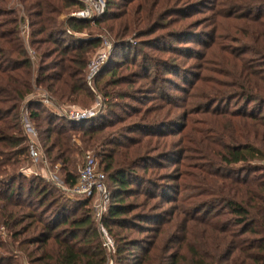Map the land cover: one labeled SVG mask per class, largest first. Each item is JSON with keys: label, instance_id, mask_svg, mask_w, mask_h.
Returning a JSON list of instances; mask_svg holds the SVG:
<instances>
[{"label": "trees", "instance_id": "obj_1", "mask_svg": "<svg viewBox=\"0 0 264 264\" xmlns=\"http://www.w3.org/2000/svg\"><path fill=\"white\" fill-rule=\"evenodd\" d=\"M6 1L0 0V225L13 241L7 249L0 242L5 254L0 264H13L15 242L30 264H106L90 200L68 198L42 178L26 177L21 171L29 157V138L19 113L34 86L62 104L90 97L84 71L99 39L82 37L90 27L86 20L64 18L70 9L82 7L78 0H20L33 18L30 43L39 55L33 68L18 21L11 17L14 12L4 9ZM104 1L101 20L110 13L109 29L116 39H125L141 23L146 28L138 36L151 37L161 30L143 44L154 56L141 53V65L135 59L125 67L140 70L136 79L148 81V94L158 93V103L134 109V116L140 114L137 121L125 125L131 115L122 118L115 111L109 112L110 119L68 121L40 106L34 95L26 115L49 163H59L65 184L73 187L84 151L99 155L105 182L108 179L113 188L101 219L116 243L113 264H264V0H157L156 7L155 0H136L133 10L128 8L134 0ZM206 4L208 29L193 31L207 21H185L201 14ZM186 38L197 47L180 50L175 44ZM224 42L229 45L223 47ZM123 44L122 56H133L134 49ZM191 60L225 65L223 81L197 95L203 79L186 70ZM114 68L102 88L111 99L109 108L117 105L113 100L126 98L121 86L136 82ZM178 75L185 86L174 84L172 77ZM172 90L183 95L181 105L175 103L179 94ZM174 106L202 116L190 121L189 131L175 145L165 138L183 128L154 123L161 114L167 119ZM139 118L152 121L135 124ZM167 126L166 133H153ZM149 127L147 140L130 135ZM150 154L155 158L146 161L154 165L141 190L134 160ZM175 155L173 173H160ZM193 160L201 165L192 167ZM131 197L142 199L126 203ZM133 234L145 235L139 241Z\"/></svg>", "mask_w": 264, "mask_h": 264}, {"label": "rangeland", "instance_id": "obj_2", "mask_svg": "<svg viewBox=\"0 0 264 264\" xmlns=\"http://www.w3.org/2000/svg\"><path fill=\"white\" fill-rule=\"evenodd\" d=\"M137 1L134 0L132 2V4L129 6L128 9L133 10V7H135ZM160 5V4H159ZM152 6L156 7L158 6V1L155 0L154 2H152ZM210 7V4H206L205 6L201 7V14H196L194 16H192L190 19H188L185 22H191L194 21L195 23H200L201 21H207V24H203L202 26H200L199 28H194L193 31H207L206 29H208V25L211 21V16H210V12L208 11ZM7 11H12L14 12V14H11V17H16L17 21H18V32L19 35L21 37V41L25 47V50L27 52V55L29 57V59L31 60L32 63V67L34 68L36 63H38V59H39V55L37 56V53L34 49V45H31L30 43V33H31V20L33 18H29L25 12V7L23 5V3L20 0H7L6 1V5L5 8ZM76 9H70L69 13L66 14L65 17H76L78 19H83L86 20L87 22H89V26L88 29H84L82 31V37H88L87 39H92V38H98L99 39V44L98 46L89 54L88 60H87V64L85 67V71H84V83H85V87L87 88L90 97H86L85 99H83L82 103L81 102H77V103H60L58 102V100H56L54 97H52V95H50V93H48L46 90L34 86L33 91L31 94H28L26 97H24L22 103L20 104L19 107V113H21V115L23 114H27L29 112V98L37 96L38 99L41 101V105L43 106L45 109L49 108L51 109L54 113H70L69 111H88L91 115L88 116L87 118L81 119V121H90L91 119H96L99 120L101 117L106 116L107 119H110V117L108 116L110 111H115L117 112V114L120 115V117L125 118L129 115H131L130 118L127 119V121L125 122V125L131 123L132 121H137L136 119L139 117V115L136 117L133 114L134 109L137 108H141V109H145V107L158 103L157 100H155L159 94H153L150 95L148 94V84L146 80H142V79H136L137 75L140 73V70H138L137 68H135L133 71H131V69L133 67L130 68H125L127 67V65L129 64V62L131 60H135L137 61V64L141 65L142 63V57H141V53L147 55L149 57L154 56V53H152L150 50L146 49L143 44H145V41H152L154 38L158 35V33H160L161 30L155 31L153 35H151V37H143V36H138L139 35V31L140 33H142V31L146 28L145 27V23H141L140 27L138 29H135V31L128 35L125 39H116L114 33L111 32V30L109 29V27L111 26L110 24H112V21H108V16L110 15V13L107 12V15L105 16L104 20L102 21V15L104 13H106V4L104 7V10L101 14H99L98 16L94 17L93 20L94 22L92 23L91 19L93 17L90 16H84V17H80L77 16L76 14ZM107 20V21H106ZM106 21V22H105ZM181 25V24H180ZM34 27V26H33ZM189 40V38H186L184 40V42H180L179 44H175L178 47H180V50H191L193 49L196 45L194 44V42H187ZM189 41H193L192 39ZM123 46L125 47H130L131 49H134V54L133 56L130 57H124L121 54V48H119V44L121 45L122 43H124ZM229 42H224V46L225 45H229ZM232 43V42H231ZM109 46V47H108ZM197 47V46H196ZM195 60H191L190 62H188V65H191L192 67H188V69L186 68V70L191 71L190 73H200L202 76L203 81L201 82V84L199 85V87L196 90V94L197 95H204L207 92V87H209L210 85H214V83L218 80L223 81V77L222 74L225 72V70L227 69V67L225 65L223 66H214L213 64H209V65H204L203 62H194ZM181 61V68H183L186 64H184L185 62ZM192 63H196V64H192ZM115 67V68H114ZM207 67V70L205 69ZM117 69V73L121 74L123 76H125L126 78L128 77H133V79H135L134 81L135 84L133 86H126L123 85L121 86L122 88V92L126 93L127 96L126 98H124L123 100H119L118 98L116 100H113L114 103H116L117 105L109 108V102L111 101L109 96H106V90H103V86L113 77L112 76V71L111 69ZM185 70V69H184ZM217 71V72H216ZM152 74V73H150ZM180 75V74H179ZM174 76L172 77V79L175 81L174 84L176 83V85H184V81L182 80L181 76ZM186 75V74H185ZM188 76V75H186ZM149 77H151V75H149ZM192 79V78H191ZM228 79V78H227ZM218 83V82H217ZM185 86V85H184ZM112 88H108L107 91H111ZM173 95H178V97H176L175 103L177 105H181V97H183L182 94L178 93L176 90H172L171 92ZM181 96V97H180ZM201 102H203L204 100H199ZM144 104V105H142ZM199 106V105H198ZM192 107V105H191ZM173 109L172 108V113L170 114V116H168L167 119L163 118V114H161V116L159 117V119H157L156 121H154V123L156 122H160V121H164V122H172V125L175 123L176 128H183V130L181 132H179L178 134L175 132L176 135H174L172 138H165L168 140L169 143H171V141L174 143V145L180 142L181 137L186 134L189 131V126H190V121H192V119H195L196 117H202L201 115L198 116H194L190 114L189 109L187 108H178L176 106H174ZM163 113V112H162ZM57 114V115H58ZM136 115V114H135ZM136 117V118H135ZM139 122H135V124H148V121H150V118L147 119H138ZM152 121V120H151ZM80 122V121H79ZM187 125H186V124ZM31 125L34 124L31 123ZM166 125V124H165ZM168 128H160L158 130H154L153 133L155 135H160L161 133H166L167 130H170V126H167ZM175 130V131H178ZM152 132V128L149 127L146 130H144L143 132H137L135 134L130 133V135H133V137H137V138H142L143 140H147L149 139L147 137V134ZM126 133V132H125ZM153 135V134H152ZM155 139L157 138H153V141H155ZM29 140V139H28ZM125 141V139H124ZM30 143V141H29ZM28 143V145H29ZM42 145V143H41ZM174 147V146H173ZM85 155L86 153H88L91 157H93V159H95L96 163H99V166H101L100 164V157L99 155H96V153L94 154L93 151L91 150H85L84 151ZM156 154V153H154ZM147 156V157H146ZM155 155L152 156V154L148 155H144L143 157H145L143 159L142 155L138 158L135 159L134 161H136V174L134 175L137 179H138V183H140V188L141 190H144L146 188V186L144 185L143 180L148 178V175L150 173V171L148 170L149 167H151L153 164L152 161L148 160L146 161V159H150V158H155ZM177 159L176 155L172 156L170 158V161L168 162L166 169H162L160 170L162 172L167 171L166 173H173V171L176 169L177 166L174 165V161ZM48 160V159H47ZM49 162V161H48ZM84 163V159L82 160L81 158L78 160V164H77V173H79V170L82 166V164ZM192 167H194L195 165H201L200 161L198 160H193L192 162ZM55 164V163H54ZM53 163H51V165H54ZM59 164V163H56ZM264 164V163H263ZM58 174L61 176L60 172V165H58ZM147 170V172H146ZM21 171L23 172V174L26 177H31V176H38L40 178H42V182H45L46 184H52V186H54L56 189L60 190L55 184L49 182L46 180L45 178V174L43 171V166L42 165H37L34 164V162L30 159V157H28V160L26 162L25 165H23L21 167ZM63 179V178H62ZM138 186V184H135ZM51 186V185H50ZM51 186V187H52ZM106 187L109 193V199L107 201V208L110 202V193H112V185L109 183L108 179L106 181ZM134 187V186H132ZM139 187H136L134 189H138ZM53 188V187H52ZM61 191V190H60ZM66 197L70 198L71 196L69 194L64 193L63 191H61ZM176 198V201L179 200V196H174ZM141 197H131V198H127L126 199V203H139L141 201ZM111 204V202H110ZM139 209V208H138ZM107 210V209H106ZM105 210V212H106ZM142 211V210H141ZM104 212V213H105ZM160 211L155 212L156 214H158ZM92 214V211H91ZM93 217V216H92ZM94 223L97 225V221L93 218ZM160 223V222H159ZM105 228V227H104ZM106 229V228H105ZM107 230V229H106ZM108 232V231H107ZM135 239H139V241H141L144 237L145 234H133ZM109 236L112 238V241L115 245L116 248V243L114 238L112 237V235L109 233ZM101 239V238H100ZM13 240L10 238L9 236V232L6 230V228H4L2 225H0V242L2 244H4L6 246V249L9 248L7 243L12 242ZM102 242V241H101ZM146 242V241H145ZM140 245H142L143 243L140 242ZM102 247L104 248V250L106 251V264H113V260H114V254L112 252L111 249H108L107 247L103 246L102 243ZM142 247H144L142 245ZM140 251V249H137L136 254H138ZM1 255H5L3 254V251H0V256ZM11 257L13 258L12 263L13 264H30L27 259V256L25 254V251H23L22 249H19V246L17 247L16 242L14 243V250L13 253H11Z\"/></svg>", "mask_w": 264, "mask_h": 264}, {"label": "built area", "instance_id": "obj_3", "mask_svg": "<svg viewBox=\"0 0 264 264\" xmlns=\"http://www.w3.org/2000/svg\"><path fill=\"white\" fill-rule=\"evenodd\" d=\"M81 2L82 7L76 10V15L80 17L92 16L90 18L92 23L93 18L101 14L105 7L104 0H78ZM109 47V46H108ZM70 113H61L58 116L65 118L68 121H81V119L87 118L91 114L88 111H69ZM23 128L29 138V157L34 164L42 165L45 178L47 181L55 184L61 191L69 194L71 197L88 198L91 203L92 216L97 221V227L99 236L104 247L111 249L114 253L116 248L109 236V233L101 223L102 216L107 209V201L109 199V193L106 187V176L99 163H96L95 159L88 153L85 155L84 163L82 164L79 173L77 183L73 187H69L65 184L62 177L57 173L60 164L51 165L46 157L44 149L38 140V135L31 125L27 115H23Z\"/></svg>", "mask_w": 264, "mask_h": 264}, {"label": "bare ground", "instance_id": "obj_4", "mask_svg": "<svg viewBox=\"0 0 264 264\" xmlns=\"http://www.w3.org/2000/svg\"><path fill=\"white\" fill-rule=\"evenodd\" d=\"M92 211V210H91ZM102 223V222H101ZM97 229H98V227H97ZM99 232V231H98Z\"/></svg>", "mask_w": 264, "mask_h": 264}]
</instances>
